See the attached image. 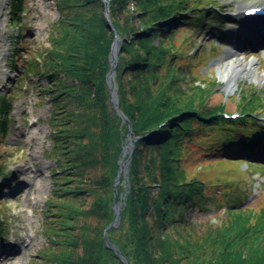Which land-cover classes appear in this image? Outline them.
Instances as JSON below:
<instances>
[{
  "label": "trees",
  "instance_id": "16d2710c",
  "mask_svg": "<svg viewBox=\"0 0 264 264\" xmlns=\"http://www.w3.org/2000/svg\"><path fill=\"white\" fill-rule=\"evenodd\" d=\"M26 2L12 0V21L22 22ZM52 2L58 18L49 31L50 45L39 54L38 63L32 57L26 64L45 79L40 91L50 103L49 153L55 156L43 225L48 244L35 252L32 263L264 264V258L206 255L264 252V205L253 210L245 204L248 196L229 185L235 166L264 168V140L258 133L264 127L256 122L264 113V90L244 88L233 103L245 118L237 123L224 119L220 113L232 102L211 104L218 80L206 76L197 84L187 75L189 63L203 60L202 51L191 53L193 40L177 42L187 31L219 35L217 27L228 20L220 13V2ZM106 6L113 30L104 17ZM113 31L122 39L114 78L118 109L129 121L135 140L127 186L116 185L123 196L120 223L108 230L105 240L100 230L112 218L113 181L128 132L127 122L110 103L105 83ZM11 97L0 98L2 137ZM197 154L217 166L214 181L189 164ZM79 197H86L88 205L76 204ZM211 210L217 214L223 210L224 216H217L215 223H194V212ZM84 217L102 220L100 229L73 223ZM3 220L0 213V236ZM160 233L177 239L172 252ZM52 242H80L91 251L80 255L51 250Z\"/></svg>",
  "mask_w": 264,
  "mask_h": 264
},
{
  "label": "rangeland",
  "instance_id": "374dc122",
  "mask_svg": "<svg viewBox=\"0 0 264 264\" xmlns=\"http://www.w3.org/2000/svg\"><path fill=\"white\" fill-rule=\"evenodd\" d=\"M216 1L221 4V15L228 18V20H224L223 23L217 27L220 34L215 35L210 30H206L203 34L193 35L192 32L187 31L179 36L177 42L193 40L194 44L191 47V53L195 51H202L203 53V60H201V63L197 61V63L191 62V64H188L187 68L189 71H187V75L189 76V81L199 84L201 78L206 76L211 78L215 77L218 80V84L216 92L214 93L215 95L211 97V104L217 105L221 100L225 103L232 102V104H230L231 107L228 103L226 104L229 109L227 108V110L222 113L227 115H238L239 112L238 109H236V102L244 88H247V86H254L264 90V49L261 50V48L255 50V52H251L246 49L247 42H243L242 44L239 43L241 38L244 37L242 33H236L234 31L232 36L233 41H231L227 37V32L232 31L234 27H240L237 16L238 13H240L241 6H264V0ZM11 2L12 0H9L6 3L8 19L4 26V38L9 43V52L7 53L5 62L12 74V79L8 87L0 91V98L8 97L9 95L12 96L10 98L12 110L8 117L6 135L4 137L0 135V213L3 215L4 219V230L0 236V264H33L32 258L35 257V252L43 245L48 244L46 236L43 233V225L46 216L45 206L47 197L52 195L51 174L55 165V156H51L49 153L51 141L49 140L50 129L47 119L49 116L50 103L46 98V94L40 91V87L45 85V79L37 75L35 70L26 68V64L32 57L37 63L41 60L39 54L50 45L48 42V35L52 23L58 18V12L52 0H27L23 20L17 23L11 19ZM109 24L111 25L110 21ZM211 26L216 28L214 23H211ZM111 29L113 30L112 25ZM114 35L118 37L115 32ZM118 38L120 39V37ZM18 40H20V53L15 56V60L18 58L15 67L13 65L14 50L18 46ZM234 42H236V44ZM121 45L122 39H120L118 56ZM248 45L249 48H252L250 41ZM234 46L238 48L241 58L247 63L256 61L255 69L262 79L260 81H253L247 77H243L238 82V88H231L230 91H227V83L221 80L219 71L220 68L224 69L226 67L230 58L227 50ZM219 60L221 62H219L218 65H216L217 63L211 65L213 62ZM234 99L236 100V102H234L235 104L233 103ZM236 120L237 119L233 120L235 121L233 123H237ZM256 122L264 127V113L256 119ZM258 133L260 139L263 141L264 130H260ZM126 136L121 149L118 169L123 165L128 156V149H126V154L122 158V151L128 145ZM206 136L207 133H204L202 138L205 139ZM120 161H122L121 165ZM209 163H212V161L205 160L202 154L193 156L189 162V164L194 167V171L199 173L203 172L205 178L209 180L213 179L214 181L215 176L218 174V169L217 166L214 167ZM220 167L222 168V166ZM127 174L128 165L126 173L127 182L124 181L125 173L122 172L118 185L123 182L126 183L127 186ZM229 181V185H234V188H236L235 190L239 189L248 196V199L245 201L247 206L258 211L264 205V168L257 166L251 168L248 166H235ZM120 195L122 194L117 192L116 202L120 201L117 224L113 227H109L114 217L112 209L113 199L110 206L112 218L108 225L100 230L105 240L108 230L116 229L119 226L120 211L123 205V196L119 200ZM75 202L82 207L84 205L87 206L89 201L86 197H79ZM217 216L222 218L224 216V211L222 210L218 214L214 210L201 214L194 212L193 221L195 223L197 220H210V223H215ZM81 222L86 226H96L97 228L102 224V220L92 217L75 218L73 221L75 224H80ZM160 237L169 244L167 245L169 249L173 246L172 242L177 241L173 234L170 240L164 233H160ZM66 243L69 245H60L61 242H52V244H50V249L80 255L87 254V252L91 251L89 246L81 245L80 242ZM109 246L116 250L112 245ZM170 251L172 252L173 249H170ZM206 255L218 256L223 259L264 258V252L252 251H217L207 252Z\"/></svg>",
  "mask_w": 264,
  "mask_h": 264
},
{
  "label": "bare ground",
  "instance_id": "6f19581e",
  "mask_svg": "<svg viewBox=\"0 0 264 264\" xmlns=\"http://www.w3.org/2000/svg\"><path fill=\"white\" fill-rule=\"evenodd\" d=\"M8 1L9 0H0V91L6 89L8 87V84L10 83V80L12 79V74L10 73L5 62L7 53L9 52V43L4 38V26L8 19V9L6 6V3ZM247 8L248 6L242 9ZM251 22L254 23L255 20L250 21L249 23ZM243 29L248 36H252L254 34H257L256 32L261 29L264 31V24L258 23L253 27L246 26ZM230 33L234 34V31H230ZM227 52H229L228 54L230 57L228 63L224 69L220 68L219 71L221 80L227 83V91H230L231 88H238V82L243 77H247L248 79L253 81H260L262 79V77H260L255 69L256 61L247 63L243 58H241L239 50L235 46L231 49H228Z\"/></svg>",
  "mask_w": 264,
  "mask_h": 264
},
{
  "label": "water",
  "instance_id": "95a60500",
  "mask_svg": "<svg viewBox=\"0 0 264 264\" xmlns=\"http://www.w3.org/2000/svg\"><path fill=\"white\" fill-rule=\"evenodd\" d=\"M103 1V0H102ZM107 7L105 9L104 12V17L109 25V28L111 29V25L109 24V19H108V14H107ZM254 24H256L254 22ZM258 24V23H257ZM248 25H253V23H245L244 26L250 27ZM120 47V39L114 35V39L111 45V50H110V54L108 57V61H109V71L106 75L105 78V83L108 87L109 90V100L110 103L112 105V107L114 108V110L116 111V113L121 117L122 120L127 122L128 125V132H127V136L126 139L128 140V145L123 149L122 151V158L125 156L126 154V149H128V153H127V159L124 161L123 165L119 167L118 172L116 174V177L113 181V221L109 224V227H113L117 224V221L119 219V207H120V201L116 202V197H117V192H116V185H118L119 180L121 178V173H125L124 175V181L127 182V177H126V173H127V165L130 161L131 158V154H132V150L134 147V138L131 137L130 133H131V128H130V124L127 120V118L122 114V112L118 109V102H117V93H116V89H115V82H114V75H115V70H116V66H117V61H118V50ZM221 62L219 61H215L213 62L211 65H215V63H217L216 65H218V63ZM120 161V165H121ZM122 198V195L119 196V200ZM122 264H128L125 261H121Z\"/></svg>",
  "mask_w": 264,
  "mask_h": 264
}]
</instances>
